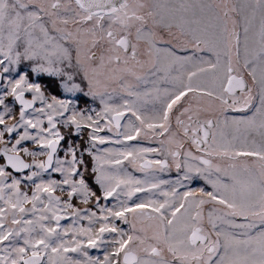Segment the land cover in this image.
Listing matches in <instances>:
<instances>
[{"label":"snow or ice","instance_id":"obj_1","mask_svg":"<svg viewBox=\"0 0 264 264\" xmlns=\"http://www.w3.org/2000/svg\"><path fill=\"white\" fill-rule=\"evenodd\" d=\"M0 264H264V0H0Z\"/></svg>","mask_w":264,"mask_h":264}]
</instances>
